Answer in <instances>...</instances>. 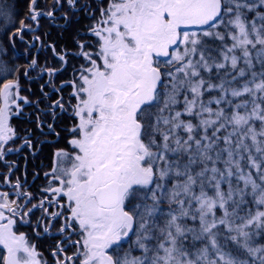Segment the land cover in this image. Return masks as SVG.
Here are the masks:
<instances>
[{
  "label": "snow or ice",
  "instance_id": "1",
  "mask_svg": "<svg viewBox=\"0 0 264 264\" xmlns=\"http://www.w3.org/2000/svg\"><path fill=\"white\" fill-rule=\"evenodd\" d=\"M0 264H264V0H0Z\"/></svg>",
  "mask_w": 264,
  "mask_h": 264
},
{
  "label": "trees",
  "instance_id": "2",
  "mask_svg": "<svg viewBox=\"0 0 264 264\" xmlns=\"http://www.w3.org/2000/svg\"><path fill=\"white\" fill-rule=\"evenodd\" d=\"M13 123H19V122L14 120ZM9 159H16V156H10ZM19 162H20V167H21V171H22L23 167H24V161H23V159H19ZM31 170H32L31 166H29V171H31ZM29 180H31V176H29ZM41 249H43L42 245H41Z\"/></svg>",
  "mask_w": 264,
  "mask_h": 264
},
{
  "label": "flooded vegetation",
  "instance_id": "3",
  "mask_svg": "<svg viewBox=\"0 0 264 264\" xmlns=\"http://www.w3.org/2000/svg\"><path fill=\"white\" fill-rule=\"evenodd\" d=\"M16 160H17V163L20 165L19 158L16 157ZM48 243H50V241H42V242H41V245H42V248H43V249H41V251H43L44 248L47 247ZM45 255L47 256L46 253H45Z\"/></svg>",
  "mask_w": 264,
  "mask_h": 264
}]
</instances>
